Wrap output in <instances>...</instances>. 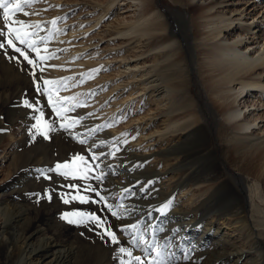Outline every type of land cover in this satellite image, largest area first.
<instances>
[{
	"label": "rangeland",
	"instance_id": "obj_1",
	"mask_svg": "<svg viewBox=\"0 0 264 264\" xmlns=\"http://www.w3.org/2000/svg\"><path fill=\"white\" fill-rule=\"evenodd\" d=\"M218 1L223 3L217 8L219 12L237 17L232 26L251 24V29L242 31L244 32L242 48L247 44V48L244 49L252 53L258 48L259 40L264 45V0ZM108 2L109 0H35L30 7H25L24 11L36 14L17 13L15 18L24 21V25L28 22L31 27L25 29L23 25L11 24L9 27H15L22 38L35 42V46L40 49L39 53L32 51L26 44H20L14 37H12L13 42L35 61L33 65H28L14 48L7 45L8 35L0 36V43L5 44V48L0 49V87L5 89L12 87L13 94L17 91H14L15 85L18 89L22 87V91L24 90L20 104L12 100L13 94H10L11 101H8V107L2 108L0 103V118L3 119L5 126L0 128L2 129L0 131V197L2 199L11 194V203L16 209L13 208L14 214L19 219L17 226H24V230L42 227L47 230L48 235L55 234L56 239L65 245L67 250L69 249L68 256L72 264H140L127 252L120 253L119 248L124 247L132 253L134 247L129 239L133 235L137 237L141 232L145 235L148 229L150 235L145 242L148 247L155 246L159 250H166L176 245L177 255L181 257L167 264L210 263L212 260H207V263L202 259L199 262L196 261L192 257L194 252L189 248L199 228L193 229L189 239L179 243L175 237L166 234L165 227L174 221L170 214L171 207L167 209L166 214L157 211L166 204L165 198L162 199L157 187H165L177 177L167 172L155 183L152 174L145 170L144 160H137L133 156L139 155L140 152L145 153V146L154 144L159 134L157 131L162 128L165 116L157 111L159 106L156 107L154 102L150 100L146 103L137 102V77L135 80L131 79V76L137 73V70L132 67L135 62L136 43L132 36L120 34L126 23L130 21L134 8L124 7L123 0H114L110 6ZM154 2L168 17L169 12L179 6L171 0H154ZM187 12V16L196 14L192 11ZM58 17L60 19H56ZM54 19H56L55 24L51 23ZM2 23L3 20H1ZM4 31L7 34V28ZM24 32H29L31 35L23 37ZM233 35L236 34L228 35V41L236 38ZM37 37L42 38L41 44ZM13 57L15 59H12ZM93 69H99V71H90ZM259 70L258 77L264 81V66ZM33 72L35 77L32 75ZM32 76L34 78L42 76L43 81L49 80L56 83L44 85L43 82L37 81L32 87L33 91L28 93L23 85L25 82L31 85L34 79ZM37 83L41 84L39 92L36 90ZM190 90L200 103L204 102L206 96L201 81L195 73L191 74ZM47 93L59 97L61 104L56 101L50 103ZM1 99L0 93V101ZM24 99L29 100L35 108L44 112V119L53 129L48 132V138L41 135H36L35 139L32 138L35 135V131L30 130L35 123L33 117L39 115V112L24 107L22 105ZM243 99L247 104H255L246 107L250 110L249 113L246 112V118L255 119L251 125L252 134L264 135V104H262L264 91L248 92ZM67 104L73 106L72 112L64 107ZM242 105L243 103H240V106ZM242 109L245 108L242 107ZM58 112L59 115H57ZM153 114L156 115L150 117ZM207 118L208 128L214 132L215 128L210 116L208 115ZM77 120L78 123L75 122ZM61 125L69 127L62 128ZM112 135L114 139H110ZM81 140L85 142L81 143ZM216 146L217 156L221 159L226 157L225 169L229 173H240L236 165L245 164L252 167L257 164L255 153L224 152V144L220 142ZM128 153H130L129 156ZM79 156H84L85 160L81 161ZM153 160L152 156L148 162ZM58 163L66 164L67 167H62L60 171H69L71 175L66 177L56 171H49L55 169ZM117 167H122V172H118ZM17 168L19 170L14 177L13 171ZM124 170L125 174H123ZM42 171L51 178L42 176ZM242 175L247 179L246 185L252 183L250 176L246 173ZM96 177L102 178L96 179ZM126 179H129L128 182ZM117 180L120 181L117 182ZM128 184L130 187L123 188ZM89 186L96 191H92ZM194 188L196 187L175 189L172 195L173 202L183 207H192L194 200L198 197ZM46 190L51 192V200L41 198ZM245 191L248 201L247 216L250 217L255 213L250 211V193ZM69 194L84 196L87 202L73 200L68 204L63 203L61 196L70 199ZM100 196L106 199L101 201ZM73 211L95 215L100 218V224L92 222L88 216L83 217L87 221L83 224H70L62 219L63 213ZM112 212H116L117 215L113 216ZM70 218L79 219V217ZM135 219L137 224H134ZM212 220L214 225L218 223L223 231H226L228 240L244 244L242 235L235 229L238 224L234 223L232 218L229 221L230 224L216 218ZM132 224L137 227L132 229ZM123 225L130 228L117 232V229L120 230L122 228L120 226ZM13 226L14 224L11 225ZM255 228L257 231H263L259 236L264 238V227ZM109 231L116 234L119 244L111 242V238L107 235ZM151 249L153 248H148V250ZM185 255L189 259H184ZM153 256L156 257V254ZM141 259L144 264H150L145 257Z\"/></svg>",
	"mask_w": 264,
	"mask_h": 264
},
{
	"label": "bare ground",
	"instance_id": "obj_2",
	"mask_svg": "<svg viewBox=\"0 0 264 264\" xmlns=\"http://www.w3.org/2000/svg\"><path fill=\"white\" fill-rule=\"evenodd\" d=\"M113 1L109 0V6ZM171 1L179 6L172 9L168 17L154 0H123L124 7L134 8L130 21L127 18L129 22L120 34L132 36L136 43L137 50L132 67L137 73L132 75L131 79L135 80L137 77V102L146 103L150 100L156 107L159 106L157 111L165 116L162 128L157 131L159 134L154 144L145 146V153L140 152L139 155L133 156L137 160H144L145 170L152 174L155 183L167 172L177 177L167 186L157 187L162 199L165 198L166 203L171 201L172 205L170 214L174 221L165 227L166 234L175 237L179 242L189 239L192 230L199 228L195 239L189 244L191 245L189 248L194 252L192 257L196 261L202 259L207 263V260H212L207 264H264V238L259 236L263 231H257L255 228L264 227V135L252 134L251 125L255 119L246 118V112H250L246 107L255 104H247L243 99L248 92L264 91V81L258 77L259 69L264 66V45L259 40L258 48L252 53L244 49L247 48V44L241 47L244 40L242 31L251 29V24L232 26L237 17L234 18L217 10L220 5L222 6V1ZM187 11L196 14L187 16ZM28 25H30L28 22L23 24L25 29L29 28ZM232 33L236 34V38L228 41V35ZM37 39L41 44L42 38L37 37ZM193 73L201 81L206 96L203 103H200L190 90ZM37 81L43 82L42 76L34 78L31 85L25 82L23 86L28 93L33 91L32 87ZM11 88L0 87L2 108L8 107V101H11L10 94H13ZM21 88L18 89L15 85L14 91H17L12 97V100L19 104L24 91ZM50 95L53 102L61 104L59 97L51 93ZM240 103L243 105L240 106ZM64 107L71 112L74 110L69 104ZM154 115L156 114L150 117ZM208 115L214 125V132L208 128ZM3 123V119L0 118V128L5 127ZM164 135L167 136L163 137ZM112 138L113 135L110 136V139ZM218 142L224 144V152L255 153L257 164L252 167L245 164L236 165L240 173H229L225 169L226 157L221 159L217 156ZM152 156L153 162H148ZM117 168L118 172H122V167ZM18 170L19 168L14 169V177ZM241 172L250 176L252 183L246 185L247 179ZM191 186H195L193 190L198 193L192 207H183L173 202L172 195L175 189L185 187L190 189ZM128 187L130 184L123 186V188ZM245 190L250 193V211L255 213L250 217L247 216L248 201ZM13 208L11 194L2 199L0 197V264H62L64 262L72 264L68 256L69 249L67 250L66 246L56 239L55 234L48 235L47 230L42 227L24 230V226H17L19 219L14 214L15 208ZM123 211L125 212L124 209ZM230 217L238 224L235 229L242 235L240 236L243 245L228 240L226 231H223L218 223L213 224V218L230 224ZM135 223L137 224V219L134 220ZM13 224L15 227H11ZM120 227H122L120 230L116 228L117 232L130 228L126 225ZM149 232L148 229L145 235L143 232L137 237L133 235L129 241L134 247L132 256L145 257L151 264L155 258L153 255L159 249L145 245ZM148 248L153 249L148 250ZM162 251L167 254L163 257L167 263L181 257L177 255L176 245Z\"/></svg>",
	"mask_w": 264,
	"mask_h": 264
},
{
	"label": "snow or ice",
	"instance_id": "obj_3",
	"mask_svg": "<svg viewBox=\"0 0 264 264\" xmlns=\"http://www.w3.org/2000/svg\"><path fill=\"white\" fill-rule=\"evenodd\" d=\"M34 2H35V0H0V19L3 20V23L0 24V36L8 35L9 38H7V40H6L7 45L11 48H14L15 51L17 53H19L20 56H22L25 61H27L28 65H33L35 63V61L33 59L29 58V55L27 52L22 51V49L20 47L16 46V44L13 42L12 37H14L15 40L19 41L20 44H26L27 47L30 48L34 52L39 53V49L35 46V42H29L27 39L22 38L21 33L15 27H9V24H11V25H23L24 24V21L15 18L17 13H22L23 15L36 14V13H29V12L24 11L25 7H30L31 4ZM56 19H60V18L58 17ZM56 19L52 20L51 23L55 24ZM28 27H31V25H28ZM37 27H38V25H37ZM5 28H7V34L4 31ZM30 35H31V33H29V32L23 33V37H28ZM3 48H5V44L0 43V49H3ZM12 59H15V57H13ZM40 71H43V69H40ZM90 71L96 72V71H99V69H93ZM32 75L35 77V72H33ZM89 78H91V77H89ZM55 83H56L55 81H49V80L43 81L44 85L55 84ZM36 90L38 92L41 91V84H39V83L36 84ZM44 91H48V90L44 89ZM49 102L53 103L51 95H49ZM22 105L24 107L29 108V109H34V111H36V112H39V115L33 117V119L35 120V123L31 126L30 130H34L35 135L32 138L35 139L36 135H41L44 138H48V132L52 131L53 129H52L51 125L49 124V122L44 119V112L41 109L35 108V106L27 99H24L22 101ZM57 115H59V112L57 113ZM75 122L78 123L79 121H75ZM61 127L63 128V127H69V126L61 125ZM0 131H2V129H0ZM80 142L84 143L85 141L81 140ZM78 158L81 161L85 160L84 156H79ZM62 167L66 168L67 165L66 164L61 165L58 163L56 165L55 169H50L49 171H56L60 175H63L66 177L71 175V172H69V171L61 172L60 169ZM41 175L45 176V178H48V179L51 178V177H47L43 171L41 172ZM101 178L102 177H96V179H101ZM71 187H77V186H71ZM89 187L91 188V186H89ZM91 190L96 191L95 188H91ZM125 191H127V190H125ZM36 195L38 197L40 196V194H36ZM69 195H70V199L65 198V196H63V195L61 196L63 203L68 204L73 200H80L81 202H87V198L84 196H80L78 194L77 195L69 194ZM97 195H99V192H97ZM41 198L51 200L52 194L50 191L46 190L45 194ZM105 199L106 198L104 196H100L101 201H104ZM170 206H171V201L162 205V207L157 209V211L161 212L162 214H166V211ZM109 207H111V206H109ZM112 215L116 216L117 213L112 212ZM85 216H88V219H90L92 222L100 224V218L99 217H96L95 215H89L87 213H83V212H79V211L65 212L62 215V219L66 220L70 224H83V223H87V221L83 218ZM70 217H79V219H71ZM131 227L133 229H135L137 227V225H132ZM107 235L111 238L112 243L119 244V239L114 232L109 231L107 233ZM133 242H135V241H133ZM153 247L155 248V246H153ZM119 252L120 253L127 252V254L129 256L132 255L131 251L124 248V247H120ZM166 255L167 254L164 253L162 251V249L157 250L156 251V257L153 258V261L151 262V264H167L166 260L163 259V257ZM134 259L136 261H139L140 264H144V262L142 261L140 256H136V257H134ZM184 259H189V257L187 255H185Z\"/></svg>",
	"mask_w": 264,
	"mask_h": 264
}]
</instances>
